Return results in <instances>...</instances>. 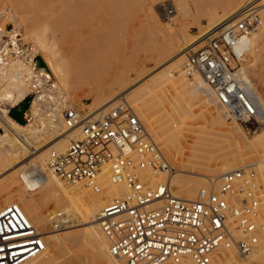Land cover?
<instances>
[{"label": "built area", "instance_id": "built-area-1", "mask_svg": "<svg viewBox=\"0 0 264 264\" xmlns=\"http://www.w3.org/2000/svg\"><path fill=\"white\" fill-rule=\"evenodd\" d=\"M260 1L246 0L236 19L206 36L181 66L187 80H202L208 103L247 135L264 129V104L243 76L247 42L263 26ZM62 99L41 102L40 129L77 130L79 138L63 151L51 150L45 166L68 187L99 193L107 178L121 188L97 214L111 257L122 264H210L223 250L245 257L258 247L264 238V154L221 175L216 189H200L193 201H184L171 194L174 170L125 99L97 116H85ZM158 175L161 181L150 180ZM48 219L54 231L71 225L61 209ZM45 250L42 234L18 204L0 209V264H26Z\"/></svg>", "mask_w": 264, "mask_h": 264}, {"label": "rangeland", "instance_id": "rangeland-1", "mask_svg": "<svg viewBox=\"0 0 264 264\" xmlns=\"http://www.w3.org/2000/svg\"><path fill=\"white\" fill-rule=\"evenodd\" d=\"M166 1L169 0H119L117 15H115V17L113 15V19L107 18L101 22L95 21L96 10H94V8L91 9V13L88 15L69 20L64 7H62L63 0H0V4H11L13 6L21 4L27 6L23 12L21 11L23 13L22 18L26 23V27L28 26V40L23 43L21 42L23 47H26L31 43L36 44L38 39H41L40 41L45 44L48 43L47 46L48 48L50 47L49 49H51L52 46L55 47L52 48V51L53 53L57 52L58 57H60L59 64L63 67V73L67 78L65 79L62 91H57V89L54 88L52 89L51 92H53L54 100L62 97L64 98L62 99L63 102L66 100L70 106L81 111L85 116H90L91 113L93 114V112L100 107V105L102 106L107 103L110 98L113 97L112 95L117 96L131 89L135 90L142 85L145 80L144 78L157 74L159 70L171 64V61L174 62V59L177 58V53L182 52L184 50L183 48H186L187 45L200 39L203 37L204 33L210 31L206 13L212 8L217 13H221L223 11L222 8L225 9L232 0H186L192 9V13L191 15H188L189 17L187 15H185L186 17H183L180 14H173L172 16H177L174 19L175 25H172L171 22L167 20L161 19L162 12H160L158 8L160 4L162 5ZM106 2V10L114 12L116 7L113 5L112 1L106 0ZM263 4L264 2L260 5ZM44 5L50 7L48 8L51 11L49 14L43 12L42 8ZM52 14L54 17L53 20L51 19ZM261 17L263 19V26L254 32L251 37V47L248 50V61L245 70L253 86L256 87L260 97L264 100V5ZM51 21H53V25L49 29L44 28V26ZM83 21L85 23L90 22L89 24L91 26V36L88 37V45L82 47L78 46L73 49V52L69 57L66 55L68 53L67 43L71 36L72 27H80V23L85 24ZM51 30L54 31V35L51 34ZM33 31L36 33L34 34ZM51 36H54V38L51 39ZM48 41H51L52 43H49ZM171 42L173 44H171ZM38 46L40 47V44H38ZM202 46L203 43L195 50H192L196 47L193 46L182 54L187 55L189 51H196ZM171 53L174 54L171 55ZM39 55L40 54L37 55L36 61L40 67L42 66L44 68L43 60H41L42 54ZM178 69L179 70H176L174 73V76L176 77L173 81H168L169 84L165 81L160 87L158 84L155 85L159 80L155 81V79H152L153 81H151L148 86L149 89L145 90L147 92L144 93V91H142L140 94V98L142 97L140 103L143 111L145 114H148L147 120L141 119L146 128L148 130L153 129L161 138L169 137L173 133L176 134L179 142L173 141L172 145L169 144L168 147L171 148L173 153L176 154L177 159L180 161L181 164L179 163L178 166H192L193 163L189 158V153L195 151L196 146H200V144L202 145L201 147L213 144V147L217 149H215V153H217L216 155H220L218 159L223 160L226 158L229 161H234L237 168L249 162L259 160L264 154V140L263 137H261L264 129H258L254 134L247 135L240 125L228 123V126L231 125L242 129L244 134L242 137L243 139H240L241 137L239 138L236 133L231 134L233 138L228 139L227 136L229 131L227 128H223L222 130L224 133H227L224 137H221L223 134H221V136L213 134L211 131L214 132V129L210 121L212 116L218 115V112L210 104L206 103L202 94L195 99L186 92V86H183V83L188 80L185 77L180 76V74H182L181 66H179ZM50 73L54 75L53 72ZM55 79L59 82V79L56 76ZM27 81H30L29 77ZM21 83L22 85L24 84L23 81ZM31 83H33V81L29 83L30 86L32 85ZM29 85H23L22 87L28 88ZM58 85L60 87L61 82H59ZM28 100L30 109L32 104L31 100ZM47 100L48 99H43L41 101ZM126 100L130 103L133 109H135L133 100ZM149 110L150 113H148ZM25 113L24 118L26 116ZM8 115L10 116V112ZM2 117L3 118L0 120V122H2L0 123L1 133L4 132L3 130H9L8 124H11L10 119L5 116ZM25 123L27 122L25 121ZM2 128L3 130H1ZM77 137L79 138V135H77ZM152 137L154 138L155 136L153 135ZM233 139L234 142L236 141L235 144H233ZM156 143L165 154V151L162 149V147L165 146V143ZM236 143L240 151L237 150ZM197 152L200 154L204 153L200 148ZM237 156L245 158L244 161L239 162L235 160ZM27 158L29 157L22 156V161L13 162V170L15 171V168L18 169L27 165L30 160H32V158ZM221 160L217 165L213 164L211 166L214 169V172L202 170V173L207 175V177L202 181L194 180L195 182L193 181L192 185L194 187L205 185L209 176L215 177L220 175V172H215V170L218 168V165L222 164ZM170 164L172 168H175L172 162ZM45 172L55 180L59 186L60 192L63 193L62 188L65 185L57 180L55 176H52L47 169ZM259 174L261 179H264V169L262 167L259 169ZM4 177L0 176V182ZM162 177L163 176L161 175V179ZM13 187L15 190H19L21 189V184H15ZM65 187L68 188V186ZM86 189L92 192V189L89 187H86ZM41 190L40 187L39 189L28 193V196L29 199H32L35 202L39 214L44 215L49 213L50 208L54 203V196L49 195L39 199ZM173 190L174 188H172V191ZM11 202L18 203V198L15 199L0 195V209ZM86 203H90V200L81 199L77 207L84 208ZM36 227L42 233L54 231L50 228V223H47L46 228H43L41 225ZM73 229L76 230L77 227H69V229H64L63 231H74ZM56 248V252H54L55 254H51L52 259L48 255L45 259H37L28 264H98L95 255L89 247L82 250V252L80 251L78 256L71 258L72 260L70 258H65L70 251L69 242L64 241L57 245ZM221 253L222 252H219L217 254L219 258H223ZM236 255L237 257L239 256V259L247 258L238 254ZM48 258L49 261H47ZM119 263L121 264V262ZM262 264H264V256L262 258Z\"/></svg>", "mask_w": 264, "mask_h": 264}, {"label": "bare ground", "instance_id": "bare-ground-1", "mask_svg": "<svg viewBox=\"0 0 264 264\" xmlns=\"http://www.w3.org/2000/svg\"><path fill=\"white\" fill-rule=\"evenodd\" d=\"M111 1L116 7L114 12L106 10V0H63L62 7H64L65 13H67V18L69 20L77 19L81 16L88 15L91 13V9L94 8V10H96L95 21L101 22L106 20L107 18L113 19V15L114 17L115 15H117V7L119 5V0ZM245 2L246 0H232L229 5L225 7V9L222 8L223 11L221 13H217L213 10V8L210 9L209 12L206 13L210 28L209 32L207 31L206 33H204L203 37L189 45L184 43L185 45H187L186 48H183L184 50L182 52L177 53V58L174 59V62L171 61V64L159 70L157 74H153L149 77L147 76V78H144L145 80L143 79L144 81L142 85L140 87H137L135 90L131 89L133 91L129 90L122 94L119 93L120 95L117 96L112 95L113 97L110 98L107 103L102 106L100 105V107L95 112H93V114L91 113L90 116H97L107 111L112 107L115 100H117L118 98H122L125 100L132 99L135 109H133L130 103L126 100L129 106L133 109L134 113L138 116L141 122V119L147 120L148 114L144 113L142 105L140 103V100L142 98H140V94L142 93V91H144V93L147 92L145 90L149 89L148 86L154 79L155 81H160L155 84H158V86L160 87L165 81H173V79L176 77L174 76V73L176 72V70H179V66H182L185 61L186 54L182 53L184 51L186 52V50L190 49L193 46H196L192 49L195 50L203 43V40L206 36L210 34H215L216 30L219 27H221L227 22L236 19L239 10L243 7ZM263 2L264 0H261L260 4ZM25 8H27V6L21 4L17 6L4 3L0 4V120L1 118H3L2 116H5L11 121V124H8L9 130H3L2 128L1 130H3L4 132H0V176H5L3 179L1 178L2 181L0 182V195L5 197L8 196L9 198L11 197L15 199L18 198V203L16 202V204L20 206L21 210L26 215L28 220L38 231L39 229L36 226L41 225L43 228H46L47 223H49V214L57 209H61L65 213H67L71 221V225L69 226L70 228L77 227L76 230H74V228V231L67 232H64V229L61 231H48L44 233L39 231L40 234H42L43 240L46 243V250L41 255L28 261L26 264L31 263V261L37 259H45L48 255L52 259L51 254L54 255V252H56L57 249V245L64 241L69 242L70 247V251L68 252L67 257L65 258H74L78 256L80 251L82 252V250L89 247L92 253L95 255V259L98 264H120L119 260L111 257L109 254V245L107 239L102 234L98 226L97 214L99 210L111 198L115 197L120 192L121 188L112 185L107 178H104L102 180V190L99 193H95L93 190L92 192H90L88 191V188L87 190L86 187L83 186H75L68 188L64 186L62 188L63 193H61L59 186L57 185L55 180H53V178L45 172V164L48 153L51 150H65L70 141L77 140L78 131H44L42 128L40 129L39 121L41 122V120L38 119V113L40 109V103L42 102L41 100L48 99L49 101H55L53 92L51 91L53 88L57 89V91H62L67 76L64 75V69L59 64L60 57H58L57 52L53 53L52 51V48L55 47L52 46L51 49H49L50 47L48 48L47 46L48 43L46 42L47 44H45L41 42V39H38L36 41L38 44H40V47L37 43H31L26 47H23L22 43L28 40V26L26 27V23L22 18V12ZM48 8L50 7L44 5L42 8L43 12H47L49 14L51 11ZM158 10L162 12L161 19L171 22L172 25H175L174 19L177 17L172 16L173 14H180L184 17L185 15L188 16L192 13V9L190 8L186 0L166 1L164 4H160ZM53 18L54 17L52 14L51 19L53 20ZM52 23L53 21L44 26V28L49 29L53 25ZM89 23H80V27H72L71 36L67 43V56L70 57L71 53L73 52V49L77 48L78 46L82 47L88 45V37L91 36V26ZM33 33L35 34L36 32L33 31ZM51 34L54 35V31L51 30ZM251 37L247 42L248 49H250L251 47ZM50 38L52 39L54 38V36H51ZM48 42L50 43L51 41ZM171 44L173 43L171 42ZM38 54H42L41 60H43V64L45 66L44 68L42 66L40 67L36 61V57ZM173 54L171 53V55ZM50 72H53L54 75ZM55 76L59 79V82H61L60 87L58 85L59 82H57L58 80L56 81L55 79ZM180 76L184 77L183 74H180ZM243 76L248 80L250 86L253 88V91L260 99L261 103L263 102L264 104V100H262V97H260L256 87L253 86L246 73V70L243 71ZM28 77L30 81H27ZM22 81L24 83V86L29 85L31 81H33V83H31L32 85H29V87L27 88L22 87ZM188 81L183 83V86H186V92L195 99H197L201 94L204 97V94L207 93V88L204 86L202 80L198 76H194L192 81ZM167 84H169V82ZM28 99L31 100L32 106L29 111H26L27 113H25L26 116L24 118V121H26L27 123L21 125L16 121L12 120L8 113L14 108L19 109L23 102L27 101ZM204 100L206 101V103H208L205 97ZM213 108L216 109L218 115L212 116L211 118L210 123L214 129V132H211L215 135L220 136L221 134H223L221 137H224L227 135V133H224L222 130L223 128H227L229 131L227 136L228 139L233 138L231 135L233 133H236L239 138L241 137L240 139H243L242 137L244 134L242 132V129L231 125V127L228 126L229 122L226 121L222 112L216 107ZM148 113H150V110L148 111ZM142 124L154 142L156 140V142L165 143V146L162 147V149L165 151L164 154L159 145L155 142L164 157L166 158V160L169 162V164L172 162L173 166H175V168H172L170 164L171 168L174 171L169 178L170 191L174 197H178L188 202L193 201L196 197L198 189H216L219 184V178L221 177V175L237 168L236 163L234 161H229L226 158H224L225 160L220 159L222 164L218 165V168L215 170V172H220V175H217L215 177L209 176L205 185L201 186L199 185V183V187H194L192 185V182L194 180L202 181L205 180V178L207 177V175H204L202 173V170H207V172H214V169L211 166L213 164L217 165L220 162V160L218 159L220 155H216L217 153L215 152L217 149L213 147V144H210L206 147H201L202 145L200 144V146H196L195 151L189 153V158L193 163L192 166H178L180 161L177 159L176 154L173 153L171 148L168 147L169 144L172 145L173 141H178L176 134L173 133L169 137L161 138L157 135V133L154 132L153 129L148 130L143 122ZM42 127L44 126L42 125ZM262 133L263 134L261 135V137H263L264 140V132ZM153 135L155 136V140L152 137ZM235 142L233 139V144H235ZM237 146L238 145L236 143V148H238ZM199 148L203 150L204 153L200 154L199 152H197ZM237 150L240 151L239 148ZM22 156L32 158V160H30V162L23 167H20L18 169L15 168L14 171V168L12 166L13 162L22 161ZM244 159L245 158L237 156L235 160L243 162ZM150 180L152 182H159L162 180L161 175L151 176ZM18 183L21 184V189L15 190L13 185ZM40 187L42 190L39 199H42L49 195L54 196V203L50 208L49 213H46L44 215L39 214L35 202L32 199H29L28 196V193H30L31 191L33 192L34 190L39 189ZM172 188H174L173 191ZM81 199H89L90 203H86V206L84 208H78L77 205L79 204ZM261 215L264 216V208L261 210ZM69 227L65 229H69ZM233 234L236 238H242L239 232L233 231ZM221 252L223 258H219L216 254L212 257L210 264H262V258L264 256V238L261 239L258 247L250 254V256H245L247 257L246 259H239V256L237 257L235 251L233 250H223ZM47 261H49V258L47 259Z\"/></svg>", "mask_w": 264, "mask_h": 264}, {"label": "water", "instance_id": "water-1", "mask_svg": "<svg viewBox=\"0 0 264 264\" xmlns=\"http://www.w3.org/2000/svg\"><path fill=\"white\" fill-rule=\"evenodd\" d=\"M29 100H27L25 103H23L19 109H12L10 111V117L16 121L17 123L23 125L25 123L24 121V113L29 109Z\"/></svg>", "mask_w": 264, "mask_h": 264}]
</instances>
